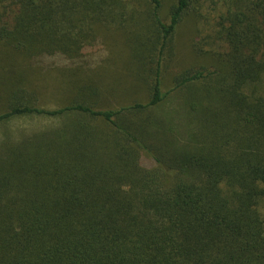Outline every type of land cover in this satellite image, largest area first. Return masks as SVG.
I'll use <instances>...</instances> for the list:
<instances>
[{
    "label": "trees",
    "instance_id": "trees-1",
    "mask_svg": "<svg viewBox=\"0 0 264 264\" xmlns=\"http://www.w3.org/2000/svg\"><path fill=\"white\" fill-rule=\"evenodd\" d=\"M208 2L203 63L169 79ZM110 33L117 83L86 51ZM52 71L71 73L54 108ZM184 90L213 135L176 129ZM0 264H264V0H0Z\"/></svg>",
    "mask_w": 264,
    "mask_h": 264
},
{
    "label": "rangeland",
    "instance_id": "rangeland-1",
    "mask_svg": "<svg viewBox=\"0 0 264 264\" xmlns=\"http://www.w3.org/2000/svg\"><path fill=\"white\" fill-rule=\"evenodd\" d=\"M212 7L213 5L208 2L201 15L199 14L195 18H186L178 28L174 39L173 50L168 55V58L165 59L168 65V70L165 73L168 74L167 77L169 79H171L172 75L178 74L187 67L203 63L200 59L201 56H198L199 51L196 49L207 50L209 48L212 27L217 18L216 12L211 10ZM110 36L114 38L109 39ZM86 51L90 54V62L93 61L95 63L93 67L100 68V71H96V73L101 75V79H106L108 83L116 80L115 83H117L126 77L127 74L125 73L127 71V66H125V63L129 59L128 48L124 46V39L121 35L110 33L108 36L101 38L94 46H90ZM69 75L67 73L57 74L53 73V71L45 72L43 75H40L39 83L42 86V92L47 107H55L56 99L53 95L59 91L57 88ZM171 87L172 85H169L166 89ZM189 93V91L184 90L176 94L173 98L174 101L171 108L179 110V115L175 113V116H171L170 119L175 124L177 130L181 126V129L184 130V137L188 140H198L201 137L206 138L208 135L211 136V133L213 135L215 132L213 128L216 126V119L212 116V105L208 104L206 107H203L200 101V94L190 95ZM194 99L200 102V107H198L196 113L189 108L190 103ZM180 100H182V102H180ZM180 115L186 119V122H182L183 118H181ZM29 124H31L30 121L23 120L16 123L15 126L24 127L29 126Z\"/></svg>",
    "mask_w": 264,
    "mask_h": 264
}]
</instances>
